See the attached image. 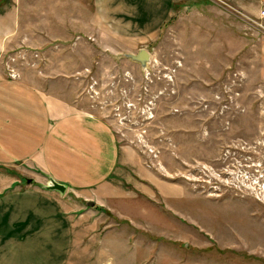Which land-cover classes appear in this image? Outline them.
<instances>
[{
    "label": "rangeland",
    "instance_id": "374dc122",
    "mask_svg": "<svg viewBox=\"0 0 264 264\" xmlns=\"http://www.w3.org/2000/svg\"><path fill=\"white\" fill-rule=\"evenodd\" d=\"M37 1L19 0L21 27L60 34L59 25L42 23L47 9ZM262 10L264 0H188L134 47L149 52L145 68L87 39L36 48L61 45L64 59L77 53V72L50 75L77 77L85 107L137 160L125 166L118 193L93 206L78 200L82 207L70 212L77 235L69 242L63 228L56 262L264 264ZM45 60L54 63L53 55Z\"/></svg>",
    "mask_w": 264,
    "mask_h": 264
},
{
    "label": "crops",
    "instance_id": "0c3cea01",
    "mask_svg": "<svg viewBox=\"0 0 264 264\" xmlns=\"http://www.w3.org/2000/svg\"><path fill=\"white\" fill-rule=\"evenodd\" d=\"M187 1L38 0L47 9L42 23L59 25L57 34L42 24L35 32L21 27L19 0H0V264H61L55 249L63 228L69 242L77 235L70 212L82 207L78 200L113 196L129 172L125 166H137L133 148L119 143L111 124L78 97L77 77L50 75L77 72V53L70 50L64 59L61 45L36 48L46 39L76 38L103 52L133 53ZM47 176L66 184L65 192L43 189ZM69 192L72 201L65 199ZM38 249L47 260H38Z\"/></svg>",
    "mask_w": 264,
    "mask_h": 264
},
{
    "label": "water",
    "instance_id": "95a60500",
    "mask_svg": "<svg viewBox=\"0 0 264 264\" xmlns=\"http://www.w3.org/2000/svg\"><path fill=\"white\" fill-rule=\"evenodd\" d=\"M126 57L136 61L142 68H145L146 63L149 61V52L144 48L139 49L136 53H125ZM45 190H55L59 193H64L66 190V184L56 181L50 176H47L45 184L41 185ZM87 205L93 206V201H86Z\"/></svg>",
    "mask_w": 264,
    "mask_h": 264
},
{
    "label": "built area",
    "instance_id": "2783aa9c",
    "mask_svg": "<svg viewBox=\"0 0 264 264\" xmlns=\"http://www.w3.org/2000/svg\"><path fill=\"white\" fill-rule=\"evenodd\" d=\"M261 14L264 15V10H262Z\"/></svg>",
    "mask_w": 264,
    "mask_h": 264
}]
</instances>
